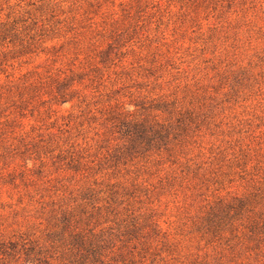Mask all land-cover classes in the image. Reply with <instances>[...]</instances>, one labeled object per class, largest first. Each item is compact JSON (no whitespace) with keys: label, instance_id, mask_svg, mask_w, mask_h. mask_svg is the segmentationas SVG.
Instances as JSON below:
<instances>
[{"label":"rangeland","instance_id":"1","mask_svg":"<svg viewBox=\"0 0 264 264\" xmlns=\"http://www.w3.org/2000/svg\"><path fill=\"white\" fill-rule=\"evenodd\" d=\"M0 264H264V0H0Z\"/></svg>","mask_w":264,"mask_h":264}]
</instances>
